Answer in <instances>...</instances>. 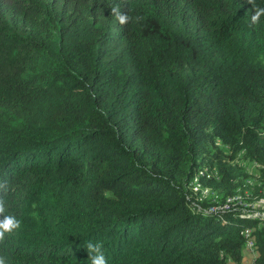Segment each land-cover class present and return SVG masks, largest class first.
Listing matches in <instances>:
<instances>
[{
	"label": "trees",
	"instance_id": "1",
	"mask_svg": "<svg viewBox=\"0 0 264 264\" xmlns=\"http://www.w3.org/2000/svg\"><path fill=\"white\" fill-rule=\"evenodd\" d=\"M114 5L143 19L121 26ZM253 12L246 0H0V181L21 222L0 243L8 264H89L90 240L108 264H247L249 239L264 264V222L223 210L264 198Z\"/></svg>",
	"mask_w": 264,
	"mask_h": 264
},
{
	"label": "clouds",
	"instance_id": "2",
	"mask_svg": "<svg viewBox=\"0 0 264 264\" xmlns=\"http://www.w3.org/2000/svg\"><path fill=\"white\" fill-rule=\"evenodd\" d=\"M246 3L250 4L254 8L253 15L251 16V22L253 24L259 21V18L264 14V8L256 5V0H246ZM111 16L121 25H126L130 22H139L143 17H132L128 12H123L119 5L111 7ZM7 184L6 181H0V243H3L6 237H10L14 231L18 230L21 226L20 220L15 215L8 214V202L7 196ZM87 251V261L89 264H108V259L103 250V243L101 241H88L84 246ZM0 264H8L7 258L4 255H0Z\"/></svg>",
	"mask_w": 264,
	"mask_h": 264
},
{
	"label": "bare ground",
	"instance_id": "3",
	"mask_svg": "<svg viewBox=\"0 0 264 264\" xmlns=\"http://www.w3.org/2000/svg\"><path fill=\"white\" fill-rule=\"evenodd\" d=\"M257 202L263 203V205H264V198L256 201L255 203H257ZM231 205L243 206L244 207L245 205H248V203L246 201L242 200L241 197L232 198V199L227 200V203L223 207V210H226V208H229ZM242 217L243 218H247V219L260 220V221L264 222V218H263L262 215H257V216L250 215V216H242ZM247 246H249V247H247ZM245 250L248 251L249 255H251V256L254 255V257H256V253H255V250H254V243H253V241H250V239L246 243Z\"/></svg>",
	"mask_w": 264,
	"mask_h": 264
},
{
	"label": "built area",
	"instance_id": "4",
	"mask_svg": "<svg viewBox=\"0 0 264 264\" xmlns=\"http://www.w3.org/2000/svg\"><path fill=\"white\" fill-rule=\"evenodd\" d=\"M224 211L235 212L237 214L262 215L264 218V209L259 208V207L253 208V209H246L243 206L231 205L229 208H226V210H224ZM247 247H249V246H247ZM256 258L257 257H254V255L253 256H247L246 260H248V262L250 264H254V261Z\"/></svg>",
	"mask_w": 264,
	"mask_h": 264
},
{
	"label": "rangeland",
	"instance_id": "5",
	"mask_svg": "<svg viewBox=\"0 0 264 264\" xmlns=\"http://www.w3.org/2000/svg\"><path fill=\"white\" fill-rule=\"evenodd\" d=\"M244 166H245L246 171H247L248 173H249V172H254L255 169H256L253 165H250V164H244ZM193 191H194L195 193H197L198 191H200V189L198 188L197 185H194ZM202 193H205V192L202 191ZM255 202H256V201L248 203V205H245L244 208H246V209H248V208H249V209H253V208H257V207H259V208L264 209V205H263V203H260V202L255 203ZM252 203H253V204H252ZM240 215H241V216H250V215H252V214H240ZM255 216H257V215H255ZM244 254H245L246 257H247V256H251V255H249L248 251H246V250H244ZM245 260H246V258H245ZM245 262H246L247 264H249L248 260H246Z\"/></svg>",
	"mask_w": 264,
	"mask_h": 264
}]
</instances>
